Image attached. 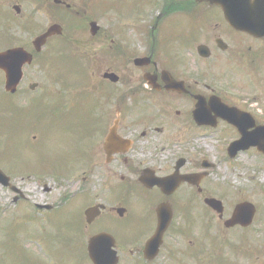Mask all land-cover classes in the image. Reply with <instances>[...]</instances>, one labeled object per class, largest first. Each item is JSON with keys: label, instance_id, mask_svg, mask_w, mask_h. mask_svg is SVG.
<instances>
[{"label": "flooded vegetation", "instance_id": "flooded-vegetation-1", "mask_svg": "<svg viewBox=\"0 0 264 264\" xmlns=\"http://www.w3.org/2000/svg\"><path fill=\"white\" fill-rule=\"evenodd\" d=\"M1 2L0 42L6 46L0 52L22 46L33 56L18 90L7 93L12 107L28 111L42 100L56 118L66 108L78 109L85 167L79 162L75 170L87 175L77 189L51 202L56 197L49 179L65 170L61 160L49 165L45 154L37 169L13 163L8 173L0 165L10 177L0 186L11 192L15 208L24 207L22 214L35 212L49 224L48 215L64 201L88 203L82 227L69 228L61 219V232L54 221L53 232L50 224L40 227L48 231L51 264H264V181L242 189L231 179L217 180L215 163L192 154L201 139L216 137L226 160L253 152L264 163L257 145L235 156L229 151L243 138L264 140V0H129L132 35L111 37L107 52L86 51L100 39L101 27L96 35L53 36L42 51L34 47L52 23H66L64 16L78 23L95 0ZM150 10L158 13L147 23ZM99 20L91 16L84 23ZM57 40L66 44L53 58L57 69L41 67L46 78L31 81L28 72L40 58L54 64L44 51ZM69 49L77 54L66 56ZM62 70L75 71L76 85ZM260 168L264 173V164ZM29 186L39 200L30 198ZM89 207H96L90 219ZM93 239L97 262L89 252Z\"/></svg>", "mask_w": 264, "mask_h": 264}, {"label": "rangeland", "instance_id": "rangeland-1", "mask_svg": "<svg viewBox=\"0 0 264 264\" xmlns=\"http://www.w3.org/2000/svg\"><path fill=\"white\" fill-rule=\"evenodd\" d=\"M73 1L77 2L78 0ZM104 2L109 3L115 11H107L106 7H102L103 5L98 7V0L90 3L89 10L83 6L88 11L78 23H84L88 17L97 16L100 18L99 25L101 26V31L98 33L100 39L91 41V46H88L86 51H111V48H109L111 46L109 42L111 37H120L126 34L132 35L130 30L132 23L130 22L133 20L129 19L130 22L128 23L125 13L129 0H104ZM0 6L1 8L4 7V3L1 0ZM102 13H106V16ZM157 13V11H147V23H150ZM68 18L64 16L63 19L66 23H61L64 26L63 37L65 39L74 36H91L89 23L83 24L86 27L82 31H77L79 29L75 30L74 28H77L78 24L67 22L66 19ZM179 23H184V21L179 20ZM2 28L3 26L0 23V31L3 30ZM14 34L19 39L20 36H23L15 32ZM64 43L61 40L49 43L44 51V56L46 58L51 57L54 64L44 65L46 59L45 61L41 60V58L40 60L38 59L39 61L32 65L28 72L29 78L31 77L32 79L31 81L41 83L46 78V74L43 71L40 72L41 67L57 69L58 62H55L53 58L62 55L61 52L64 51V45H66ZM14 45H18V41H15ZM5 46L4 40L0 42V48ZM71 54L74 55L77 52L74 49H69L65 55ZM64 63L70 64L67 66L68 68L73 67L70 59H64ZM62 71L67 74L66 78L71 76L72 83L76 85L78 79L75 78V71H70L69 73ZM4 94V80L0 75V165L8 173L11 172L13 163L17 167L26 165L37 169L44 165L43 154H45L49 165L56 160H61L60 166L65 170L59 178L52 176L49 179L52 186V195L56 197L51 202L60 198V195L64 192H71L77 189L79 185L77 181H81L83 176L87 175L84 171L75 170L79 168V162L80 164L82 163V167H85V159L82 154V138L80 137L75 117L78 114V109L76 111L75 107L72 110L66 108L65 112L62 111V114L56 118V115L54 116L51 113L53 110L51 104L48 105L42 100H36L33 102L32 107L29 106V110L26 111L23 108L12 107L11 103L5 101V99L9 98ZM70 99L71 96L67 98V100ZM20 115L21 117H19ZM205 142L206 145L204 144ZM219 144H221V141L216 137L201 139L192 150L195 158L209 157L215 163L213 172L215 179L224 181L231 179L235 185L241 186L242 189L251 187L253 182L264 181V173L260 168V165L264 163L261 158L250 152L242 153L235 159L226 160L227 158H223L222 153L220 154L219 152ZM223 147H225V144H223ZM234 172L235 176L233 175ZM55 179H57V182H55ZM20 185H23L21 180ZM28 189L30 190L28 193L31 195V199H40L33 196L35 194L33 186H29ZM87 204L82 200L77 202L76 198L64 201L59 208L60 211L57 209V211L48 215V218H50V232L54 231L53 221L58 223V226L55 224L58 232H61V220L65 221L69 228L79 226L78 223L82 227L81 214ZM21 208L24 207L20 205L17 208L14 207L11 192L0 186V264H51L49 261L51 253L48 252L44 244L45 235L43 233L47 229H40L42 225L47 227L49 221L44 223L43 218L41 219V216L36 215L35 212L28 211L22 214ZM63 238L64 236L58 233L60 244ZM26 250L37 256L29 254ZM63 250L64 247L62 246L58 249V252Z\"/></svg>", "mask_w": 264, "mask_h": 264}, {"label": "water", "instance_id": "water-1", "mask_svg": "<svg viewBox=\"0 0 264 264\" xmlns=\"http://www.w3.org/2000/svg\"><path fill=\"white\" fill-rule=\"evenodd\" d=\"M91 26H92L91 30L95 34L98 30L97 23H92ZM61 33H62L61 26L53 25L50 27L48 32H46L45 34H43L42 36L38 37L35 40V45L37 46L38 50H40L49 36H52L54 34H61ZM31 60H32V56L28 54V52L24 48H14L6 52L0 53V68L4 69L6 72V89L8 91L14 92L16 90V86L19 83L22 76L23 64L26 62H31ZM199 109L201 108L199 107ZM252 145L253 146L257 145L259 150L264 152V140L256 139V138H243L239 141H236L233 144H231L229 151L231 155L234 156L239 150L247 149ZM0 181L7 183V178L4 177V174L1 170H0ZM211 203L216 205L213 202ZM244 207H245L244 205L237 207L233 218L234 221L241 219L244 213ZM253 211H254L253 208H249L248 213H251ZM94 212H95V208H90L86 211L88 216H90ZM90 251L93 260L96 261V257L94 256V252L92 251L91 246H90Z\"/></svg>", "mask_w": 264, "mask_h": 264}]
</instances>
